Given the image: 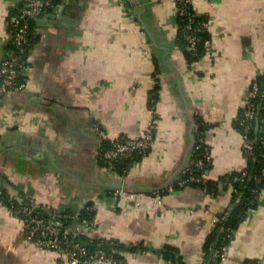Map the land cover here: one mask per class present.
<instances>
[{
    "label": "crops",
    "instance_id": "0c3cea01",
    "mask_svg": "<svg viewBox=\"0 0 264 264\" xmlns=\"http://www.w3.org/2000/svg\"><path fill=\"white\" fill-rule=\"evenodd\" d=\"M192 1L208 16L214 50L193 64L178 41L175 0H58L36 14L27 86L0 99V264H72L28 240L14 209L26 200L67 214L74 231L92 206L83 243L121 242L123 264H215L209 236L235 208L222 179L248 166L237 119L264 75V0ZM22 2L0 0V60ZM152 119L151 148L126 174L102 163L106 141L141 135ZM199 130L217 192L179 183ZM121 186L135 197L112 198ZM159 189L161 204L152 198ZM226 255L219 264H264V184Z\"/></svg>",
    "mask_w": 264,
    "mask_h": 264
},
{
    "label": "built area",
    "instance_id": "2783aa9c",
    "mask_svg": "<svg viewBox=\"0 0 264 264\" xmlns=\"http://www.w3.org/2000/svg\"><path fill=\"white\" fill-rule=\"evenodd\" d=\"M178 7V16H187L188 21L185 24V49L193 55L197 54L198 37L196 30L201 29L195 23V16L189 11V3L193 5L192 0H175ZM183 3V4H182ZM56 0H23V4L16 14L11 15L8 25L11 29L12 41L14 48L7 50V54L0 60V98L10 90L24 89L27 86V79L23 74L25 67V54L30 43L29 33L31 29V18L36 16L43 10H49L54 7ZM205 27H209V21L203 22ZM207 52L205 55L212 57L214 54L211 39L205 42ZM264 96V89L261 91L258 83L253 84V90H250L251 96ZM256 115V110L253 102H249L245 109L244 122L250 120ZM247 120V121H246ZM155 119H152L148 124L145 132L136 137H125L112 139L111 142L102 147L101 161L109 169L117 171L118 163L126 158H133L136 154L146 156L151 148L154 140ZM201 134V135H200ZM202 133H199V140H203ZM253 142L251 138L244 135V150L246 153H252ZM211 159L210 148H205V153L202 157L192 156L186 167L191 174L195 169L202 170L207 161ZM118 172V171H117ZM128 172L127 168L123 169V175ZM204 178L190 175V180L200 181ZM185 181L181 180V183ZM111 192L112 198L121 201L126 198H134L135 193L121 186L116 187ZM0 196L1 192H0ZM164 190L159 189L153 192L152 198L155 202L161 204L163 202ZM3 197V196H2ZM29 204L21 203L20 206L14 208L17 215L23 221L26 229L27 238L30 242L38 244L40 247L54 249L62 256L69 259L72 264H118L117 260L109 255L103 249H96L89 252L87 247L77 239L78 234H86L91 230L93 221L84 219L83 227L78 231H74L71 226L66 225L65 218L69 216L59 211H53L52 218L46 220L37 211V205L32 200H28ZM90 209V207H89ZM229 244H225L221 249H215V256L226 258V251Z\"/></svg>",
    "mask_w": 264,
    "mask_h": 264
},
{
    "label": "trees",
    "instance_id": "16d2710c",
    "mask_svg": "<svg viewBox=\"0 0 264 264\" xmlns=\"http://www.w3.org/2000/svg\"><path fill=\"white\" fill-rule=\"evenodd\" d=\"M58 0H56V3ZM23 2L21 3V5ZM183 4V3H182ZM21 7V6H20ZM18 8L12 13L16 14L18 12ZM189 11L195 16V23L201 29L196 30V35L198 37V50L197 54L193 55L191 52L185 49V24L188 21L187 16H178L177 17V36L178 41L182 44L184 47L186 58L187 60L193 64L200 60L203 56H205L207 52V48L205 46V42L210 37L209 28L205 27L203 25V22H207L208 16L203 15L199 16L194 8V6L189 3ZM35 16L31 18V29L29 33V39L30 43L27 46V53L25 54V61L27 59V56L35 44L36 40L38 39L37 33L34 31L33 26L35 24ZM14 42L11 41L7 45V50H10L11 48H14ZM256 83L259 84V88L262 91L264 89V75L260 76L256 79ZM254 82V83H255ZM253 90V86L251 88ZM155 96H152V100L150 101V105L154 107L155 104ZM249 102H253L256 110V115L250 120V122H244L242 123V120L245 118V109L247 104L242 108L241 113L237 119V125L240 127L243 135H247L248 138L252 139L253 142V148L252 153H246L245 155L248 159V166L241 172L236 173L234 175L225 176L222 179V182L225 184V188H229L230 185H233V193H232V202L235 205V208L232 210V208L229 210L228 214H223L220 218V222L218 223L217 227L211 232L208 240V244L206 246L207 251L209 252L212 248H215L216 250H219L222 248L225 244H230V242L233 240V232L235 227H237L239 221H241L244 216L247 214L248 209L256 207L257 202V196L260 192V189L262 188L264 184V140H263V134H262V127H263V118H264V96H250ZM259 113V116L261 118L259 128H257V115ZM247 121V120H246ZM199 133H202L203 130L197 131V138L196 143L194 145V151L192 153V156L196 157H202L205 153V148L207 147V144L205 141L199 140ZM201 135V134H200ZM204 138V135H203ZM204 140V139H203ZM111 140L106 141L103 144L104 146H107ZM191 156V157H192ZM141 155H135L133 158H126L118 163V166L116 170L119 173H123V169L127 168L129 171L130 164L133 161H136L139 158H142ZM211 160L207 161L206 166L202 169H195L193 173L191 174L187 169H185V173L181 180L185 181L181 183L179 182L181 186L185 185H200L204 188H206L209 192H217L220 190L219 183L211 180L206 176L208 172V168L211 165ZM190 175H194L195 177H201V175H204V178H202L200 181L190 180ZM1 195L3 197H7L5 194V191L2 189L0 190ZM165 193V192H164ZM12 200V199H11ZM11 202V201H10ZM15 202V201H14ZM24 204H29V201H25ZM21 203L16 202L15 207L20 206ZM90 207V209H89ZM234 207V206H233ZM36 211L43 216L46 220H50L52 218L53 211L44 210L41 207L36 208ZM94 211L93 207L88 205L84 208V212L81 214V218H87V219H93ZM65 224L71 226L72 218L68 217L64 219ZM77 239L80 240L82 243L84 242V239L86 238L85 234H78ZM217 237H219V241L217 244H215ZM87 242V241H86ZM84 244V243H83ZM88 251L91 253L95 251L96 249H103L109 255L113 256L118 264H123L124 258H123V252L128 250L129 247L122 244L119 241H100V240H94L92 242H89L88 244H84ZM172 249V248H170ZM170 249L168 251H170ZM170 253V252H169ZM171 259L175 260V254L174 252L169 254ZM215 264H219L222 261L221 257L215 256L214 258ZM246 264H258L257 261H247Z\"/></svg>",
    "mask_w": 264,
    "mask_h": 264
},
{
    "label": "water",
    "instance_id": "95a60500",
    "mask_svg": "<svg viewBox=\"0 0 264 264\" xmlns=\"http://www.w3.org/2000/svg\"><path fill=\"white\" fill-rule=\"evenodd\" d=\"M39 13H40V12H39ZM1 98H2V97H1ZM1 98H0V99H1ZM218 241H219V237L217 238V243H218ZM213 253H214V250H213Z\"/></svg>",
    "mask_w": 264,
    "mask_h": 264
}]
</instances>
